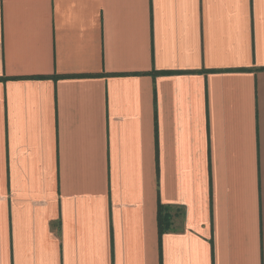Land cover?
I'll list each match as a JSON object with an SVG mask.
<instances>
[{
	"label": "crops",
	"instance_id": "0c3cea01",
	"mask_svg": "<svg viewBox=\"0 0 264 264\" xmlns=\"http://www.w3.org/2000/svg\"><path fill=\"white\" fill-rule=\"evenodd\" d=\"M0 264H264V0H0Z\"/></svg>",
	"mask_w": 264,
	"mask_h": 264
},
{
	"label": "trees",
	"instance_id": "16d2710c",
	"mask_svg": "<svg viewBox=\"0 0 264 264\" xmlns=\"http://www.w3.org/2000/svg\"><path fill=\"white\" fill-rule=\"evenodd\" d=\"M169 208L164 207V206H159L158 209V223H159V232L160 234H162L163 232H165L167 229H169Z\"/></svg>",
	"mask_w": 264,
	"mask_h": 264
}]
</instances>
